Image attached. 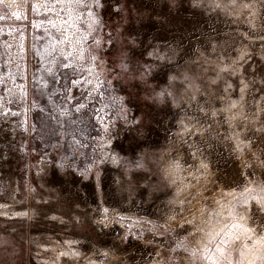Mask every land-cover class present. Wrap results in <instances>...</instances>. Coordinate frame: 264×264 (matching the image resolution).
<instances>
[{"label":"rangeland","instance_id":"obj_1","mask_svg":"<svg viewBox=\"0 0 264 264\" xmlns=\"http://www.w3.org/2000/svg\"><path fill=\"white\" fill-rule=\"evenodd\" d=\"M0 264H264V0H4Z\"/></svg>","mask_w":264,"mask_h":264},{"label":"snow or ice","instance_id":"obj_2","mask_svg":"<svg viewBox=\"0 0 264 264\" xmlns=\"http://www.w3.org/2000/svg\"><path fill=\"white\" fill-rule=\"evenodd\" d=\"M57 2H61V0H57ZM63 2L65 3H70V4H74V5H77V6H83L85 8H87L89 6V3H95V4H99L101 2V0H63ZM4 3V0H0V4H3ZM64 68H68L69 65L68 64H64L63 65ZM65 80L67 81L68 80V76L65 75ZM72 83H76L75 80L71 81ZM84 105L81 104L80 105V108H83ZM77 111H79V108L77 109Z\"/></svg>","mask_w":264,"mask_h":264}]
</instances>
